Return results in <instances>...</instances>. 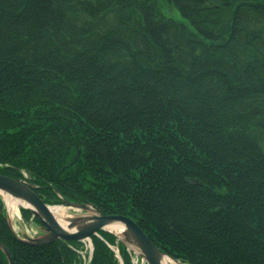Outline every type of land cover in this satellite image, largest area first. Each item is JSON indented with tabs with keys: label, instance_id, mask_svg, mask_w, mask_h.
Masks as SVG:
<instances>
[{
	"label": "trees",
	"instance_id": "trees-1",
	"mask_svg": "<svg viewBox=\"0 0 264 264\" xmlns=\"http://www.w3.org/2000/svg\"><path fill=\"white\" fill-rule=\"evenodd\" d=\"M23 171L187 264H264V0H0V173ZM100 235L89 264H120L113 244L132 264ZM0 241L14 264H83L1 211Z\"/></svg>",
	"mask_w": 264,
	"mask_h": 264
},
{
	"label": "water",
	"instance_id": "water-1",
	"mask_svg": "<svg viewBox=\"0 0 264 264\" xmlns=\"http://www.w3.org/2000/svg\"><path fill=\"white\" fill-rule=\"evenodd\" d=\"M61 170L62 168L57 171L56 176H58ZM35 187L36 185L29 180L0 174V192L22 201L21 204L27 211L38 219L42 230L41 233L33 236L28 235L23 230L17 233L14 230L9 211H6L5 218L9 231L17 241L38 246L50 243L58 238L64 240H82L93 234L98 235V231L105 229L106 225L117 223L123 226L122 230L118 232L122 241L137 252L148 264H163L164 256H167L178 264H185L178 259L162 253L132 218L122 214H105L90 202H72L63 198L64 206L81 209L83 213L66 216V227L62 226L49 209V205L43 202L36 194L34 191ZM0 210H3L1 204ZM0 249L5 254L8 264H14L9 250L1 241Z\"/></svg>",
	"mask_w": 264,
	"mask_h": 264
},
{
	"label": "rangeland",
	"instance_id": "rangeland-1",
	"mask_svg": "<svg viewBox=\"0 0 264 264\" xmlns=\"http://www.w3.org/2000/svg\"><path fill=\"white\" fill-rule=\"evenodd\" d=\"M166 9L167 8L165 7L164 10H163V13L164 14L169 15V16H171L173 18H176V19H179V20H184V18L181 16V14L178 11V9H176V8L169 9V10H166ZM1 198H2V201L4 203V206H5L6 211L8 210L9 213H10V216H11V219H12V223H13L14 228L18 229V231L22 230V227L19 226V222L22 223L23 226H24L25 221L21 217V213H20V210H19L20 205L18 204L16 206L15 210L10 211V209L8 207V204H7V200L3 196V194L1 195ZM63 211H64V213H63L64 216L63 217L72 216V215H79V214H82L83 213V211L80 210V209L72 208V207H68V206H64V205H63ZM27 224H29L31 228H35V229L38 228L39 229V226L33 220H29V222H27ZM31 230H33V229H31ZM37 232L39 233L40 230H37ZM134 260H136V259H134ZM137 264H141V262H137ZM169 264H176V263H174V262L171 261Z\"/></svg>",
	"mask_w": 264,
	"mask_h": 264
},
{
	"label": "bare ground",
	"instance_id": "bare-ground-1",
	"mask_svg": "<svg viewBox=\"0 0 264 264\" xmlns=\"http://www.w3.org/2000/svg\"><path fill=\"white\" fill-rule=\"evenodd\" d=\"M5 198L7 200V204H8L10 211L15 210L16 206L22 202L19 199L11 198L9 196H5ZM49 209L54 214L58 222L62 226L66 227L67 221H66V218L63 217L64 216L63 206L61 205L49 206ZM105 228L109 230H114V231H121L123 226L121 224L114 223V224L106 225ZM163 260H164L163 264H169L170 258H168L167 256H164Z\"/></svg>",
	"mask_w": 264,
	"mask_h": 264
}]
</instances>
